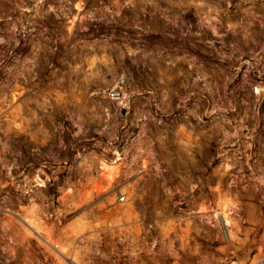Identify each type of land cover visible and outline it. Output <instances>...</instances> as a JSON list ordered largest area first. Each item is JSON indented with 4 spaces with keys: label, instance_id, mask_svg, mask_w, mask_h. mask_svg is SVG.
Wrapping results in <instances>:
<instances>
[{
    "label": "rangeland",
    "instance_id": "rangeland-1",
    "mask_svg": "<svg viewBox=\"0 0 264 264\" xmlns=\"http://www.w3.org/2000/svg\"><path fill=\"white\" fill-rule=\"evenodd\" d=\"M0 264H264V0H0Z\"/></svg>",
    "mask_w": 264,
    "mask_h": 264
},
{
    "label": "built area",
    "instance_id": "built-area-1",
    "mask_svg": "<svg viewBox=\"0 0 264 264\" xmlns=\"http://www.w3.org/2000/svg\"><path fill=\"white\" fill-rule=\"evenodd\" d=\"M107 96L111 100H118L121 97V92L120 90L112 89L107 93ZM124 199H125L124 195L118 197L119 201H124Z\"/></svg>",
    "mask_w": 264,
    "mask_h": 264
}]
</instances>
